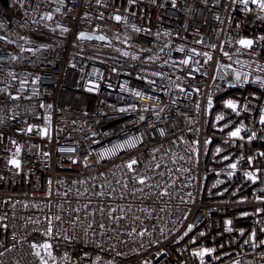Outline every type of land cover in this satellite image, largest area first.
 I'll use <instances>...</instances> for the list:
<instances>
[{"label": "built area", "instance_id": "2783aa9c", "mask_svg": "<svg viewBox=\"0 0 264 264\" xmlns=\"http://www.w3.org/2000/svg\"><path fill=\"white\" fill-rule=\"evenodd\" d=\"M262 81L252 0H0V264H264Z\"/></svg>", "mask_w": 264, "mask_h": 264}, {"label": "snow or ice", "instance_id": "6c2138e0", "mask_svg": "<svg viewBox=\"0 0 264 264\" xmlns=\"http://www.w3.org/2000/svg\"><path fill=\"white\" fill-rule=\"evenodd\" d=\"M245 2H247V0H245ZM252 2L255 3V4H259V6L261 7V9H264V0H252ZM49 19H51V17H49ZM116 19L119 20L120 17L117 16ZM81 38H84V37H83V34H81ZM88 38H91V37H88ZM98 39H104V37H98ZM239 43H240L242 46H244V47H248V48H250L254 42H253L252 40H240ZM204 55H207V54H204ZM226 55H227V54H226ZM208 58L211 59V57H208ZM181 63H183V64H188V63H189V60H183V61H181ZM236 79H237V80L240 79V73H236ZM262 83H264V81H262ZM136 95L139 96L140 93L137 92ZM209 103H211V101H209ZM227 106H228L229 108L233 109L234 111L238 108V105L235 104V103H233V102H231V101L228 102V105H227ZM260 122H261V123H264V117H261V121H260ZM29 131H31V128L29 129ZM240 131H241V129H240V128H237L235 131L231 132L230 135H231L232 137H239V136H240ZM44 134H45V135L47 134V130H45V133H44ZM241 138H242V137H241ZM217 151H219V149H217ZM11 163H13L17 168L20 167V164H19L18 161L13 160V161H11ZM135 163H137V162H136L135 160H133V161H131V162L127 165V167H128L129 169H131V168H132V165L135 164ZM231 167H232V168H236V164H232ZM245 175H246L249 179H255V177H254L251 173H245ZM139 183H140V184H144V183H145L144 179H140V180H139ZM229 230H230V229H229ZM49 231H51V229H49ZM43 247H44L45 249H49V248H51V245H50V244H45V245H43ZM210 251H212V250H210V249H204L202 252L196 253V255H199V256L203 257V255H204L205 253H208V252H210ZM36 255L39 256L40 253L37 252Z\"/></svg>", "mask_w": 264, "mask_h": 264}, {"label": "water", "instance_id": "95a60500", "mask_svg": "<svg viewBox=\"0 0 264 264\" xmlns=\"http://www.w3.org/2000/svg\"><path fill=\"white\" fill-rule=\"evenodd\" d=\"M4 1V4L6 5L7 4V0H3ZM81 34H83V37L84 38H81ZM88 37H91V38H88ZM98 37H104L103 35H91V34H88V33H80L79 34V38L81 39H87V40H105V41H108V38L104 37V39H98Z\"/></svg>", "mask_w": 264, "mask_h": 264}]
</instances>
